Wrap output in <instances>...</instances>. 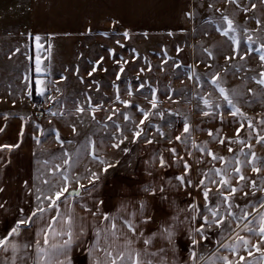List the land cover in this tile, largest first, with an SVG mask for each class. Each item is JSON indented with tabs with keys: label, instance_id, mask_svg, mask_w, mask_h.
Here are the masks:
<instances>
[{
	"label": "crops",
	"instance_id": "0c3cea01",
	"mask_svg": "<svg viewBox=\"0 0 264 264\" xmlns=\"http://www.w3.org/2000/svg\"><path fill=\"white\" fill-rule=\"evenodd\" d=\"M154 1L156 0H0V126L7 124L6 131L0 133V146L19 144L17 148L0 150V188L3 189L0 192V204L4 205L0 208V237L6 235L14 225L21 208L24 209L25 214H30L37 206L36 196L41 195L43 198V195L48 193L50 185L43 183L45 179L56 184L59 174L66 172L69 166L63 163L65 152L72 158L70 161L72 167L83 165L82 173H72L70 176L73 178L71 188L79 187V184L84 185L81 194L66 195L57 202L55 208H48L43 213V218H34L35 222L23 228L21 234L15 238L14 242L17 244L31 245L28 255L17 264H24L25 260L26 264H34L35 242L43 240V234L38 235L41 229L45 230L49 239L47 245L42 244L45 249H50L53 244L63 243L68 238L64 234L67 231L70 230L74 234L75 238L68 249L67 256L71 264H95L96 259L103 260L101 248L105 246L104 233H101L100 247L95 246L97 245V229L107 228L113 222L104 220L105 214L115 218L118 232L127 231L124 227L125 219L133 220L138 232L143 233V237L137 235L134 238L133 247L137 250L147 247L149 252H159L160 249H164L167 253L166 259L169 261L173 259L171 246L159 234L165 227L174 228L176 259L179 264H191L189 261L191 230L202 224V215H210L208 209L216 207L218 200H222V197L217 196L218 184H210L208 180H205V184L212 189L207 202L203 197L204 186L199 185V181L205 179L203 173L213 168L228 169L232 179L231 186L243 190L238 191L233 197V204L239 205V207H233V216H227L226 204L220 205L221 216L226 219V224L231 225V228L215 226L208 228L207 240H200V237L196 236V239L200 240L196 248L197 255L210 257L217 251L218 242L232 243L236 232L250 239L252 244L259 243L260 238L257 234L244 230L247 221L241 220L240 216L244 208L256 215L253 205L259 208L260 201L264 200V192L252 189L250 182L256 180L259 185L260 180L264 179V172L256 174L251 170V165L244 162L240 167L247 180L238 183L239 177L231 169L236 166V159L246 161L251 158L250 155L249 157L241 155V147L246 153L249 152V148L238 143L229 145L228 141L234 138L239 124L244 123L245 128L241 131V137L246 143L252 145L251 151L255 152L258 164L264 165V143H257V135L264 136V124L260 123L264 120V110L240 108L247 119H233L228 114L230 109L224 101L209 100L212 104L222 105L219 109L210 110L205 108L201 98H192L184 103L190 110L189 114L179 112L173 117L167 116V119L162 121L161 130L158 124L152 125V129L142 136L144 138L136 147L131 162L124 157L122 146L120 149L112 147L121 138V133L118 138L114 130L104 141L100 139L96 148L98 156L113 164V167L105 172L102 169L106 165L101 166L99 160H93L90 155L91 145L89 150L84 151L68 143L73 134L60 124L65 122L63 125L68 127L66 124L79 119L74 117L76 115L53 116L50 112L58 113L59 111L55 101L48 102L34 92L32 96L26 95L22 82L23 76L29 74V70L33 80L37 75L34 63L35 46L34 42L28 38V33L44 37L45 40L42 42L45 43V47H47V38L51 37L52 46L56 49H60L58 45L60 41L69 42L71 41L69 38H73L76 34L89 36L91 33L100 35L107 33L115 37L118 32L126 31L131 35L134 34L132 38L140 33L149 35L150 4ZM193 3L194 0H168V4L161 9L166 11L173 8L174 10L170 13L175 17L163 21L161 26L165 27L161 28V31H175L182 26L190 27L194 19ZM16 48H20V52L16 53ZM41 55L43 57L47 53L42 52ZM113 55L116 56V54ZM132 55L137 57L136 52H132ZM54 62L51 52L50 74L46 77L49 80L57 74ZM44 63L47 65L49 61L45 60ZM62 102L59 104L64 108ZM238 106H245V104L240 101ZM202 110L212 111L213 114L205 117ZM38 111L44 113L41 119L36 115ZM217 113L223 114L224 119H221ZM4 114H8L7 120L3 119ZM21 116L28 118L22 137L18 136L22 125ZM248 119L254 125L251 130L247 128ZM185 120L191 125V133L186 144L175 139L182 134ZM37 124L39 128L36 127ZM52 124H55L58 129H53ZM158 129L163 135L157 133ZM209 131L214 134L219 133V136L214 139L208 135ZM249 131L252 132L250 138ZM56 132H59L60 140L56 139ZM145 137H149V140L153 142L147 143L148 139ZM37 138L39 143L36 142ZM220 138L225 139V144L218 142ZM60 141L64 142L63 145ZM193 142L200 146L206 144L208 150L225 157V161L212 160L207 152H201L193 147ZM229 146L232 147V152L228 151ZM172 148L176 149L177 157L180 159L174 157L169 151ZM161 156L168 162L164 168H161L158 163ZM78 157L79 161L75 164L74 159ZM185 161L191 166L187 176V179L192 181L191 185H181L177 179L184 174ZM92 172L99 175V179L94 182V187L88 179ZM210 175L219 180L214 173ZM75 177H80L79 184L76 183ZM149 185L155 189L163 188L164 191L157 190L153 196L144 191ZM37 189H40V192H37ZM253 191L255 195L252 194ZM244 192L248 195L245 196ZM100 201L103 203L101 204ZM48 203L47 200L43 201L45 207ZM141 203L146 205L143 210L140 208ZM192 205L197 206L194 220L191 218ZM260 211L264 212V209ZM147 217L151 219L144 223ZM69 218L72 220L70 228ZM252 219V216L248 217V220ZM257 221H254L251 227H256ZM49 225H51L50 230ZM128 236L131 238L132 234L128 233ZM146 238H152L151 245L143 244L142 241ZM117 243L123 245V239ZM94 248L95 251H93ZM261 249L264 250V244L261 245ZM251 251L252 256H248V252L243 248L238 255H233L230 249L220 247L218 255L228 256L230 260L237 261V264H243L239 262L240 255L244 256L246 261L264 264L261 254L255 248ZM21 252H23L22 249ZM3 257L4 254L0 253V258ZM154 264H158V260L154 261Z\"/></svg>",
	"mask_w": 264,
	"mask_h": 264
},
{
	"label": "rangeland",
	"instance_id": "374dc122",
	"mask_svg": "<svg viewBox=\"0 0 264 264\" xmlns=\"http://www.w3.org/2000/svg\"><path fill=\"white\" fill-rule=\"evenodd\" d=\"M167 4L168 0H156L150 4L149 35L140 33L132 38L134 34L129 32L124 37L126 31L118 32L115 37L97 33L89 36L76 34L69 38V42L60 41V49L52 46L57 76L51 79L55 84L51 90L53 99L48 102L55 101L58 104V113L76 115L74 117L79 118L66 124L68 127L63 125L65 122H58L73 134L70 146L76 145L77 149L86 151L89 150V141L95 142L97 148L100 139L104 141L111 131L115 130L118 138L123 132L128 139L121 146L129 149L127 153L123 151V155L131 162L136 147L144 138L132 142L135 125L143 119L140 110L151 113L149 120L140 125L146 133L152 129L153 124H158L161 130L162 121L167 116L173 117L179 112L189 114L190 110L184 103L192 98L205 97L212 101H223L210 83L214 73H219L223 87L235 89L239 93L236 98L238 103L241 101L245 104L240 108L264 110V86L256 83L260 73L264 72V62L260 61L259 53L253 51L243 60L239 56L234 60H226L227 56L233 54L234 45L216 31L217 23L209 22H219L221 14L227 15L239 29L241 51L248 47L246 35H251L256 41L252 48L259 47L260 43H264V3L261 0H237V3H229L228 0H194V19L190 27L161 31L165 27L161 26L162 22L174 16L170 13L173 8L162 11L161 8ZM252 4L256 5L254 9ZM244 8L248 11H244ZM257 20L261 21L259 25ZM244 29L248 30L246 34ZM132 52H136L137 57ZM209 52L212 53L211 56ZM94 67L96 71L92 72ZM121 67L123 72L120 71ZM89 72H92L91 76L88 75ZM141 84L144 85L143 88L140 87ZM56 88L60 91L57 92ZM153 91L158 105L155 109L150 103ZM89 97L91 107L87 102ZM124 101L128 103L125 104ZM59 102L63 103L64 108ZM77 107H84L86 111L77 113ZM94 107L97 108L95 119L92 114ZM109 116L111 119H108ZM125 116L129 119L125 120ZM53 125L52 128L57 130L58 127ZM73 127L76 129L75 133L72 131ZM74 161L77 164L79 157ZM81 169L83 170V165H71L65 173L69 176L72 173L80 174Z\"/></svg>",
	"mask_w": 264,
	"mask_h": 264
},
{
	"label": "snow or ice",
	"instance_id": "6c2138e0",
	"mask_svg": "<svg viewBox=\"0 0 264 264\" xmlns=\"http://www.w3.org/2000/svg\"><path fill=\"white\" fill-rule=\"evenodd\" d=\"M229 3H237V0H228ZM262 3H264V0H261ZM239 6V5H238ZM211 8L212 5H209ZM253 9L256 7L255 4H252L251 6ZM244 11H248L247 8L243 9ZM217 11H220L217 9ZM191 15V14H190ZM210 23H217L216 31H218L222 36L227 37L234 47L232 48V55L227 56L226 60H234L236 56H239L241 60L245 59L246 56L251 55L253 51L259 53V59L261 62H264V43H260L259 47L252 48V45L256 43V41L253 39L251 35H246V43L248 44V47L241 51L240 45H241V39L239 35V29L234 23L232 19H230L227 15L221 14V19L219 22L217 21H209ZM256 23L259 25L261 23L260 20H257ZM247 29H244L245 34L247 33ZM104 35H107V33H104ZM124 37L128 36V33L125 32ZM28 38L31 39L34 42L35 46V57H34V63H35V72L36 77L33 80L32 75L30 74L31 70H29V74H26L22 78V82L24 85V89L26 90V95L32 96L33 91H35V94L37 96L44 97L45 100H52L53 97L51 95V89L54 86V82L47 79V75L50 74V68H51V52H52V43H51V37L47 38V47H45V43L42 41L45 40L44 37L41 35H34L32 33L27 34ZM117 44H119V40H117ZM123 47V45H120ZM112 51V50H110ZM207 51V49H205ZM16 53L20 52V48H16ZM42 52H46L47 55L43 56L41 55ZM15 54V53H13ZM114 54V52H113ZM209 55L211 56L212 53L209 52ZM29 59H32V57H29ZM47 60L49 63L45 65L44 61ZM180 65H177L179 67ZM79 70L77 69V72ZM96 68L94 67L92 69V72H95ZM120 71L123 72V67L120 68ZM92 72H89L88 75L91 76ZM195 75V73H193ZM190 79L192 77H189ZM66 79V77H65ZM117 79H119V76H117ZM197 79H199L197 77ZM210 83L213 86L215 90H217L220 94V96L223 98V101L228 105L230 112L228 113L233 119L241 118V119H247L245 113H243L238 106L237 96L239 93L235 90H228L221 84V77L219 73H214L211 76ZM256 83L258 85L264 86V72L260 73V78L256 80ZM141 88L144 87L143 84L140 85ZM57 92L60 91L59 88L55 89ZM251 91V89L249 90ZM131 91L129 90V95H131ZM203 100L204 106L207 109H219L222 107L220 103L212 104L210 103L208 98L201 97ZM117 100H119V95H117ZM88 104L91 107V98H88ZM125 104H127V101H124ZM150 103L152 105V108L155 109L158 107L156 99H155V91H153L152 99L150 100ZM35 107V105H34ZM99 107V106H97ZM97 108H92V114L93 119H95V111ZM86 109L84 107H77L76 112L77 113H84ZM143 113V119L139 121V124L135 125V129L132 132V142H137L144 134L145 130L140 127V125H143L145 121L149 120V116L151 113L149 111H145L144 109L140 110ZM51 115H63V113H57V112H50ZM202 114L205 117H208L212 115V111H203ZM159 115H163L162 113H159ZM217 115L220 116L221 119H224L223 114L217 113ZM3 119H8V114H4ZM108 119H111V116L108 117ZM125 120H128L129 117L125 116ZM20 120L22 121V125L20 128V131L18 133V136L22 137L24 135V125L27 124L28 118L21 116ZM261 124H264V120L260 121ZM37 128H39V125H36ZM245 128L244 123H240L239 127L235 130V136L231 140L228 141V144H234L238 143L242 146H246L249 148V152H244L243 147H241V155L244 157H249L250 159H247L246 161H242L240 159L235 160V167L231 169L232 172L238 175L239 181H246L247 177L243 174L242 169L240 165L244 162H247L251 165V170L256 173L260 174L261 172H264V165L258 164V158L256 157L255 152L251 151L252 145L246 143V141L241 137V131ZM247 128L249 130L254 128V125L250 119L247 120ZM7 129V124L4 126H0V133H4ZM72 131L75 133L76 129L75 127L72 128ZM159 131V129H158ZM191 133V125L187 120H185L183 124V132L181 135H178L175 137L177 141H180L181 143L186 144L188 136ZM163 135V133H161ZM208 135L210 137H213L216 139L219 136V133H213L212 131H209ZM252 132H248L249 138L251 137ZM56 139L60 140L59 132H56ZM128 139V136L124 135L123 132H121V138L118 142L114 143L112 147L120 149L121 144L124 143L125 140ZM37 143H39V138L36 140ZM61 145H63V141H60ZM153 141L148 140L147 143L151 144ZM171 142V141H169ZM220 144H225V139L220 138L218 140ZM68 143H72L71 141H68ZM257 143H264V136L257 135ZM89 144L91 145L90 155L92 156L93 160H99V163L103 167V171L107 172L109 168L113 167V164L109 161H106L102 158H100L96 152L95 142L89 141ZM19 147V144H4L0 146V150L2 149H12ZM193 147L198 148L201 152H207L209 156L212 157V160H220L225 161V157L219 156L210 150L207 149V145L204 146L196 145L195 142H193ZM125 153L129 151L128 148L121 149ZM169 151L172 153L174 157H177L176 149L172 148L169 149ZM228 151L232 152V147H228ZM64 161L63 163L71 167L70 161L71 156L69 153H64ZM177 159H180L177 157ZM39 162V161H38ZM47 163V161H45ZM158 163L161 168H164L167 166L168 162L161 156L158 160ZM231 163V161H229ZM184 167V174L177 177V179L181 182V185H191L192 181L190 179H187L188 172L191 168V166L185 161L183 163ZM211 173H214L216 177H219V180L211 177ZM205 179H201L199 181V185H203V197L204 200L207 202L209 200L210 193L212 191L211 188L205 184V180H208V183L210 184H218L219 187H217L216 192L218 197H222V200H218L216 203V207L208 209L210 215H202L203 223L200 224L198 227L191 230V250L189 252V261L191 264H237V261L230 260L228 256L224 255H218L219 248L222 247L224 249H230L231 254L238 255L241 248H243L245 251L248 252V256H252L253 253L251 251L252 248H255L257 252L261 254V259H264V250L261 249V245L264 244V212L260 211V209H264V200H261L259 203V208H257L255 205H253V209L255 210L256 215H253V212L249 211L247 208H244L241 210V220L247 221V223L244 225V230L248 233H255L259 236L260 240L257 244H252L250 239L246 238L245 236H241L238 232L235 233L234 239L232 243L224 244L220 243L219 247L217 248V251L213 253L210 257H203L198 256L196 252V248L200 243V240H207L208 236L206 235V231L208 228H211L213 226L217 228H231V225L226 224V219L221 216L220 213V205L226 204L227 205V216L231 217L233 216L232 209L233 207H239V205L233 204V197H235L236 193L238 191H242V188L232 187V179L230 177V173L228 169L225 168H213L210 169L209 172L203 173ZM76 183L79 184L80 177L74 178ZM89 182L93 184V187L95 186L94 182L99 179V175L95 172H92L90 176L88 177ZM73 178H71L68 174L62 172L60 174V178L57 180L56 184H52L50 180L45 179L43 181L44 184L50 185V188L48 190V193L46 195H43V198L41 195L36 196V200L38 201L37 206L33 211L30 212V214H25L24 209L21 208L19 210L20 215L15 221L14 225L8 230L7 234L0 237V253L4 254L3 258H0V264H17L19 260H21L23 257H26L28 255L29 249L31 248V245L29 244H17L14 242L15 238L18 237L21 234V231L23 228L28 227L29 225L33 224L35 222L34 218H43V213L48 210V208H55L57 206V202L60 201L63 197L66 195H79V192L75 188H71ZM251 188L255 191H261L264 192V179L260 180L259 185L257 184L256 180H251L250 182ZM80 188H84L83 184H79ZM71 189V191H70ZM163 192L164 189H155L151 185L146 187L144 189L145 192H148L151 195H155L156 191ZM3 189L0 188V192H2ZM255 191H253V195H255ZM37 192H40V189H37ZM244 195L247 196L248 193L244 192ZM47 200L49 203L47 207L44 206L43 201ZM102 204L103 201H100ZM4 205L0 204V208H3ZM146 207L144 203H141L140 208L143 210ZM192 219H195V213L197 212V206L192 205ZM90 211V210H89ZM95 215V213H93ZM252 216V220H248V217ZM258 217V221H257ZM104 220H112L113 222L110 224L107 228H100L97 229L96 236H97V245L95 247H100V239H101V233H104V247L101 248V251L103 252V260L96 259L95 264H154V261L158 260V264H179L178 260L176 259V243H175V229L172 227H165L162 232L159 234L161 237H163L167 243L171 246V251L173 252V259L171 261L166 259L167 253H165L164 249H160L159 252H149L148 248L145 247L143 250H137L133 247V240L134 238L139 235L143 237L142 232H138L136 224L133 222V220H124V227L127 229L126 232L123 230H120L118 232V225L115 222V218L109 217L108 215H103ZM151 217H147L144 219V223H147L148 220H150ZM175 219V218H174ZM254 221H257L256 227H251ZM69 228L71 227L72 220L69 218L68 220ZM239 226V225H237ZM51 229V225H49V230ZM233 231H235L233 229ZM128 233H131L132 236L129 238ZM43 234V240H37L35 242V260L34 264H71V261L67 259L68 256V249L70 248L73 240H74V234L69 230L65 235H67V239L63 241L61 244H53L50 249H45L42 247V244L47 245L49 243L48 235L45 232L44 229L40 230V233L38 235ZM155 236V234H154ZM196 236L200 237V240L196 239ZM154 238V237H153ZM123 239V245H120L117 243V241ZM143 244L145 246L151 245L152 238H146L143 239ZM21 249L23 252H21ZM95 251V248L93 249ZM61 257H64V259H61ZM239 262H243V264H256L254 261H246V258L242 255L239 256ZM24 264H26V260L24 261Z\"/></svg>",
	"mask_w": 264,
	"mask_h": 264
},
{
	"label": "water",
	"instance_id": "95a60500",
	"mask_svg": "<svg viewBox=\"0 0 264 264\" xmlns=\"http://www.w3.org/2000/svg\"><path fill=\"white\" fill-rule=\"evenodd\" d=\"M36 115H38L39 119H41L42 116L44 115V113H43V111H38V112H36ZM75 189L79 192V194H81L82 188L76 187ZM70 191H71V189H70ZM72 196H77V195L73 194Z\"/></svg>",
	"mask_w": 264,
	"mask_h": 264
},
{
	"label": "trees",
	"instance_id": "16d2710c",
	"mask_svg": "<svg viewBox=\"0 0 264 264\" xmlns=\"http://www.w3.org/2000/svg\"><path fill=\"white\" fill-rule=\"evenodd\" d=\"M34 92V94H35V91H33ZM35 98V97H34Z\"/></svg>",
	"mask_w": 264,
	"mask_h": 264
}]
</instances>
